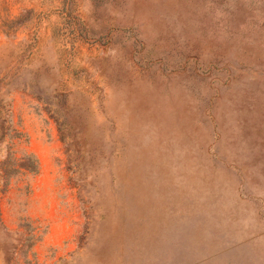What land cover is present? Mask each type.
<instances>
[{
    "label": "rangeland",
    "instance_id": "1",
    "mask_svg": "<svg viewBox=\"0 0 264 264\" xmlns=\"http://www.w3.org/2000/svg\"><path fill=\"white\" fill-rule=\"evenodd\" d=\"M0 264H264V0H0Z\"/></svg>",
    "mask_w": 264,
    "mask_h": 264
}]
</instances>
